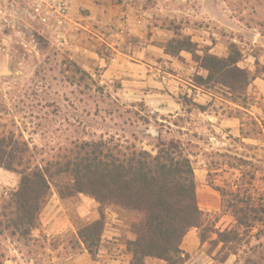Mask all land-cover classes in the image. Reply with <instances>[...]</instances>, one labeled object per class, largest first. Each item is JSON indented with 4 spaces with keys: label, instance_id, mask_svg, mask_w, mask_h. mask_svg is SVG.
Masks as SVG:
<instances>
[{
    "label": "trees",
    "instance_id": "trees-1",
    "mask_svg": "<svg viewBox=\"0 0 264 264\" xmlns=\"http://www.w3.org/2000/svg\"><path fill=\"white\" fill-rule=\"evenodd\" d=\"M161 47L173 58H180L182 52L191 54L197 68L191 79L193 86L207 93L219 91L235 106L228 108L227 114L241 123L240 136L234 142L248 152L227 149L219 154L221 164L208 165L210 176L225 165L240 173L237 180H225L223 186L212 183L221 195L222 215H229L233 222L224 230L217 229L200 209L190 144L160 140L154 154L111 137L73 142L57 155L37 158L28 142L9 134L0 136V168L18 174L20 181L9 197H0V236L31 241L54 192L65 205L76 203L84 195L95 200L100 216L91 222L74 220L76 233L69 243L75 253L85 250L96 259L106 229V213L111 211L125 220L128 231L136 237L126 241L129 264H147L148 260L186 264L189 257L181 246L194 229L211 251L222 244L220 261L236 255V264H264V188L257 192L255 186L258 172L264 184V166L255 164V156L249 154L259 148L244 143L264 141V122L247 114L249 88L264 78V66L257 60L255 71L241 67L243 54L235 43L228 45L224 57L211 54L208 48L200 49L179 27ZM181 100L193 109L205 110L187 96ZM259 161L264 163V159ZM6 261L0 247V264Z\"/></svg>",
    "mask_w": 264,
    "mask_h": 264
},
{
    "label": "rangeland",
    "instance_id": "rangeland-1",
    "mask_svg": "<svg viewBox=\"0 0 264 264\" xmlns=\"http://www.w3.org/2000/svg\"><path fill=\"white\" fill-rule=\"evenodd\" d=\"M165 2L166 0L142 2L143 7L156 10L152 16L154 25L160 31L154 40L158 47L174 36L175 28L179 27L182 33L184 27L192 26L185 17L177 20L174 13L166 17L161 11ZM176 2L178 0H173V3ZM246 9L247 13L242 17L245 25L264 31V17H257L252 2H248ZM125 20L126 17L121 20L124 29L127 27ZM33 34L37 40L36 48L27 51L20 41L14 38L10 53L3 55L0 52V65L3 66L0 75V136L13 134L16 138L28 142L37 158L57 155L77 141L114 137L155 154L160 140H179L193 146L191 151L194 154L197 195L207 186L213 188L212 183L223 186L225 180L235 181L239 178L240 173L227 168L226 165L213 171L210 176L208 166L211 163L221 164L223 159L219 154H224L227 149L238 148L239 154L244 150L248 152L234 142V138L238 137L200 120L191 105L185 104V116H157L150 113L143 102L122 93L120 82L110 83L102 79L101 71L104 66L100 67V57L108 61L110 52L100 47L97 37L90 35L89 47L84 48L82 45L76 46L77 44H73L69 39L65 45H59L50 32L38 30L33 31ZM242 43L243 46L238 45L243 54L240 66L255 71L254 57H258L260 64L264 66V39L255 46L250 41ZM178 60L182 65L185 64L184 58L180 57ZM193 65L196 67L194 63ZM196 72L189 73L190 80ZM259 79L264 81V78ZM208 93L213 96L216 109L222 113L227 115L230 112L228 108H235L219 91ZM248 93L251 102L247 114L264 122V92L253 84ZM244 143L259 148L249 154L255 156V164L264 166V163L259 161L264 159V141L244 140ZM257 176L255 186L257 192H260L264 184L259 179L261 173L258 172ZM19 181L18 174L0 168V197H9L18 188ZM204 213L208 221L216 223L219 228L233 222L229 215H222L221 212ZM56 214L58 218L69 220L74 228V220L91 222L100 216L98 204L94 199L81 195L76 203L65 205L54 192L43 209L40 220L49 221ZM106 215V227L108 224L113 225L112 228L120 235L114 237L117 241L106 239L103 247L117 253L114 250L119 248L118 246L126 245L127 224L111 211ZM114 216L120 224H112ZM110 232L111 230L107 231L108 237L111 236ZM71 235L70 231L54 238L33 235V240L28 242L12 241L0 236V247L6 255V264L11 261L15 264L19 259L33 261L35 264H47L48 257L61 259L67 257L69 252L75 253L69 243Z\"/></svg>",
    "mask_w": 264,
    "mask_h": 264
},
{
    "label": "crops",
    "instance_id": "crops-1",
    "mask_svg": "<svg viewBox=\"0 0 264 264\" xmlns=\"http://www.w3.org/2000/svg\"><path fill=\"white\" fill-rule=\"evenodd\" d=\"M142 2L145 0H72L68 39L76 46L87 48L89 36L97 37L100 47L110 52L108 61L100 57V67L104 66L101 78L110 83L120 82L122 93L143 102L150 113L163 118L185 116V105L180 97L187 96L205 108L204 111L194 110L200 120L239 137L240 120L217 110L211 94L190 84L189 73L197 71L191 54L181 53L180 57L185 60L182 65L178 58L167 55L164 49L154 44L155 37L160 33L152 16L156 10L143 7ZM248 2L255 6L257 17H264V0H178L176 3L166 0L161 11L166 17L174 13L179 21L185 17L192 26L184 27L182 33L189 36L200 49L208 48L211 54L224 57L228 53L229 43L243 46L242 42L250 41L255 46L264 39L263 30L247 26L243 21ZM124 17H128L125 29L121 21ZM253 60L257 61L259 58L254 57ZM254 85L264 92L263 80L257 79ZM197 198L203 212H221V195L215 189L207 186ZM62 218H58L56 214L49 221L41 219V226L34 230L33 235L54 238L69 231L70 234L76 233L71 222ZM111 221L112 224H120L116 216ZM229 225L221 229L224 230ZM112 227L113 225H107L96 259L82 250L61 259L48 257L47 264H129L131 255L128 254L126 245L118 246L114 250L117 253L103 247L106 239L117 241L114 237L120 235ZM216 228L220 229L218 225ZM108 230H111L109 237L106 235ZM127 234V241L135 240V235L129 231ZM213 239H216V235H213ZM221 248L222 244L211 251L208 243L202 244L197 229L188 233L181 246L189 257L186 264H236V255H230L224 262L218 259ZM9 264L14 263L11 261ZM15 264L35 263L19 259ZM147 264L165 263L148 260Z\"/></svg>",
    "mask_w": 264,
    "mask_h": 264
},
{
    "label": "built area",
    "instance_id": "built-area-1",
    "mask_svg": "<svg viewBox=\"0 0 264 264\" xmlns=\"http://www.w3.org/2000/svg\"><path fill=\"white\" fill-rule=\"evenodd\" d=\"M71 5L72 0H0V52L8 55L14 38L27 51L36 48L33 31L38 30L50 32L59 45H65L71 24ZM2 71L0 65V75Z\"/></svg>",
    "mask_w": 264,
    "mask_h": 264
}]
</instances>
